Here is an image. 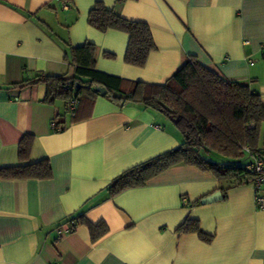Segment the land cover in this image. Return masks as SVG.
<instances>
[{
    "label": "crops",
    "instance_id": "obj_1",
    "mask_svg": "<svg viewBox=\"0 0 264 264\" xmlns=\"http://www.w3.org/2000/svg\"><path fill=\"white\" fill-rule=\"evenodd\" d=\"M95 1L148 24L155 49L143 67L124 61L125 32L87 23ZM86 42L97 47V70L153 84L194 55L249 85L264 104V0H0V168L46 158L52 171L46 179H0V264H264V209L256 208L250 181H218L177 164L109 195L113 177L181 143L163 114L118 107L99 94L78 106L79 119L53 131L64 101L43 102V83L13 86L39 74L71 75L69 48ZM25 134L33 141L20 160ZM217 191L216 200L195 204ZM77 214L108 231L95 241L86 225L69 231L65 221ZM187 217L212 239L177 232Z\"/></svg>",
    "mask_w": 264,
    "mask_h": 264
},
{
    "label": "trees",
    "instance_id": "obj_2",
    "mask_svg": "<svg viewBox=\"0 0 264 264\" xmlns=\"http://www.w3.org/2000/svg\"><path fill=\"white\" fill-rule=\"evenodd\" d=\"M87 23L101 32L112 29L128 35L124 53L127 64L143 67L149 53L155 49L147 23L126 19L114 9L105 7L101 1H95L90 8ZM96 53V45L90 42L70 47L66 59L72 66L71 75L39 74L13 86L23 88L43 83L46 86L43 102L53 105L58 100L64 101V112L55 113L53 117V131L62 130L68 123L79 119L78 106L83 102L91 103L99 95L93 90L94 86L104 87L106 92L101 96L118 107L137 104L160 112L173 123L182 136L181 143L113 177L106 187L109 195L143 186L152 177L177 164L211 172L218 181H249L248 163L245 164L244 160L261 156L262 129L264 135V104L259 93L249 85L230 81L207 68L194 55H187L178 70L163 84H153L97 70ZM104 55L108 58L113 56L109 53ZM70 99L77 100L71 111L67 107ZM32 141L30 134L20 139V160L27 159ZM51 175V166L46 158L0 168V179H46ZM204 199H198L195 204L207 203ZM65 223L69 231L80 224L86 225L91 241L108 231L103 221L91 223L82 214L69 217ZM176 230L180 233L196 232L205 241L212 239V235L201 231L197 220L189 217Z\"/></svg>",
    "mask_w": 264,
    "mask_h": 264
},
{
    "label": "built area",
    "instance_id": "obj_3",
    "mask_svg": "<svg viewBox=\"0 0 264 264\" xmlns=\"http://www.w3.org/2000/svg\"><path fill=\"white\" fill-rule=\"evenodd\" d=\"M77 104V100L70 99L67 107L69 111L73 110ZM248 152V149H245ZM247 171L250 174L249 181L251 182L254 192V204L258 209H264V150L261 152V156L251 157V162L246 166Z\"/></svg>",
    "mask_w": 264,
    "mask_h": 264
},
{
    "label": "water",
    "instance_id": "obj_4",
    "mask_svg": "<svg viewBox=\"0 0 264 264\" xmlns=\"http://www.w3.org/2000/svg\"><path fill=\"white\" fill-rule=\"evenodd\" d=\"M93 90H94L95 92H97L98 94H100V95H103V94H105V92H106V90H105L104 87H102V86H94V87H93ZM218 196L220 197V193H219V191H217V192L213 193L212 195L208 196L207 198L204 199V201H205V202H212V201L216 200V198H217Z\"/></svg>",
    "mask_w": 264,
    "mask_h": 264
}]
</instances>
